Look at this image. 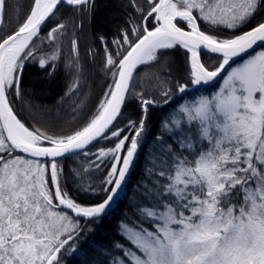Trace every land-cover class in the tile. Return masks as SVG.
<instances>
[{
	"label": "snow or ice",
	"instance_id": "obj_1",
	"mask_svg": "<svg viewBox=\"0 0 264 264\" xmlns=\"http://www.w3.org/2000/svg\"><path fill=\"white\" fill-rule=\"evenodd\" d=\"M145 4L142 8L133 0L139 22L129 21L131 30L124 29L112 41L114 47L100 38L111 83L85 125L57 137L26 127L12 97L22 96L23 70L37 61L41 34L47 31L49 42L64 34L61 10L91 11L95 0H30L23 20L10 32L3 29L9 0H0V264H64L66 255L82 251L77 247L81 234L94 230L124 188L149 108L169 104L173 95L172 87L161 91L163 101L135 93L139 122L125 121L134 71L177 48L187 54V79L170 77L176 91L187 95L191 86L211 85L217 78L222 84L211 97L201 95L181 106L180 119L164 122L167 140L158 136L153 142L155 155L150 153L138 186L148 203L136 206L140 219L135 225L122 221L119 226L133 247L114 242V251L104 250L102 264H264V50H254L264 49V0ZM248 25L251 29L240 33ZM225 30L231 35L220 34ZM249 50L254 51L234 60ZM72 53L76 60L66 67L78 74L75 39ZM210 53L218 54L215 67L202 62ZM59 58L53 47L38 66L51 77ZM78 86L74 80L66 95ZM183 117L188 121L184 126ZM81 157L84 164L68 171L73 189L94 198L91 204L70 193L58 159ZM105 167L106 173L97 177Z\"/></svg>",
	"mask_w": 264,
	"mask_h": 264
},
{
	"label": "trees",
	"instance_id": "obj_2",
	"mask_svg": "<svg viewBox=\"0 0 264 264\" xmlns=\"http://www.w3.org/2000/svg\"><path fill=\"white\" fill-rule=\"evenodd\" d=\"M29 3L30 0H9L10 10L3 26L5 31H12L18 25V21L23 20L24 14L28 11ZM13 8L16 10L13 11ZM60 15L66 25V28L62 30L64 34L58 36L55 42H49L47 32L41 34L43 42H36L37 61L29 63L23 71L22 96L20 98L12 97L17 117L25 123L26 127L30 130L39 129L41 132L57 137L71 135L82 128L96 109L107 85L111 83V74L106 72L104 67V45L100 38L103 37L104 41L114 47L112 41L120 39L124 29H131L129 21L139 22V13L136 11V7L133 6L132 0H95V7L91 11L74 13L73 10L64 7ZM75 20L81 25L79 29H73L69 25L70 23L74 24ZM250 27L252 26L250 25ZM250 27L245 30L250 29ZM245 30H240V33ZM222 35H231V32L226 31ZM73 39L78 42L80 65L78 74L75 73L74 68L66 67L67 64H71L76 60V56L72 53ZM53 47L58 49L60 58L56 62L57 67L54 74L49 77L46 70L39 68L38 60L41 56L50 53ZM167 52L173 54L161 56L168 57L172 61L175 59L174 65L175 69H178L180 79H187L184 75L187 55L185 50L177 48L171 51L167 50ZM202 61L211 67H215L219 63L217 58L206 55L202 56ZM153 63L148 66L140 65L134 77L133 98L126 103L124 108L125 121L131 119L137 123L139 122L141 109L139 102L135 99V93L143 92L146 97H149L150 89L145 83L146 76L150 71L161 67L158 63ZM77 79L80 81V85L76 91L66 95L69 85ZM170 81H173V79H170ZM221 82L218 85L203 88L199 91L211 92ZM190 96L191 94L181 96V93L176 90L174 93L173 89L169 104L149 108L140 153H138L139 156L129 174L119 201L108 216L104 217L99 224L92 226L93 231L81 234L77 247L82 251L66 255L64 264H102L106 256L104 250L114 251L111 249L114 242H119L129 248L133 247L129 241L120 235L119 226L122 221L129 225H135L137 220L140 219L136 206L141 202L147 204L148 201L140 195L141 188L138 186L145 179V170L152 160L150 153H153V142L156 141L158 136H164L167 140V134L160 132L165 119L179 102ZM181 97L183 98L181 99ZM153 98L158 101L165 99L162 95ZM121 123H124V121H121ZM168 142L171 143L172 141ZM108 143L102 142V144ZM173 147L175 149V145ZM176 152L182 154L183 150L176 149ZM152 155H155V153ZM81 159L82 157L75 160L67 159L62 162L65 175L68 177L67 187L78 202L91 204L96 202L94 198L78 193L73 189V181L68 171L71 166H78ZM156 167H161V165L156 164ZM153 174L151 171L148 173L149 176ZM103 175L101 173L97 177Z\"/></svg>",
	"mask_w": 264,
	"mask_h": 264
},
{
	"label": "rangeland",
	"instance_id": "obj_3",
	"mask_svg": "<svg viewBox=\"0 0 264 264\" xmlns=\"http://www.w3.org/2000/svg\"><path fill=\"white\" fill-rule=\"evenodd\" d=\"M133 1V0H132ZM135 2V5L136 6H139V7H146V4H145V0H134ZM73 29H79L81 25H79V23L75 20V23H70L69 24ZM77 26V27H75ZM131 30V29H130ZM129 30V31H130ZM226 31H229V30H225L223 31L222 33H220L221 35L223 33H225ZM230 32V31H229ZM264 50V49H263ZM167 51V50H166ZM171 51V50H169ZM175 60V59H174ZM174 60L172 61V59L168 58V57H163V56H160V59L157 61V62H154V63H158L159 65H161V67L157 68V69H154L153 71H150L147 76H146V79H145V83L146 85L148 86V88L150 89L149 91V97L150 98H153V97H157L160 95L161 91L167 89L168 87H172V89H174V93H175V79H173V81H170V79H172L173 77L176 78L177 76L179 77L180 74L178 73V69H175V65H174ZM176 61V60H175ZM153 63V62H152ZM151 63V64H152ZM153 63V64H154ZM148 66V65H147ZM236 66V65H235ZM174 72H175V75H174ZM146 74V73H145ZM177 75V76H176ZM172 77V78H170ZM177 77V78H178ZM181 78V76L179 77V79ZM184 79V78H182ZM181 79V80H182ZM222 84V83H221ZM78 85H80V81H78ZM220 86V85H219ZM219 86L211 91V92H200V93H196L190 97H188L187 99L179 102L177 104V106H175L174 110L168 115L167 119L166 120H171L172 118H177V119H180L183 114H181L179 112V109L181 106H187V105H191L193 104L201 95H204V96H209L211 97V95L213 94V92L215 91H218L219 89ZM164 121V122H165ZM188 123L187 121V118L186 117H183L182 118V126L186 125ZM194 124H198V122H193ZM164 125V123H163ZM161 127V131L162 133L164 134H167V131L165 130V128ZM169 127L172 129L173 133H175L177 131L176 129V126L173 125V124H169ZM154 153V152H153ZM152 153V154H153ZM63 164V163H62ZM84 164V158H82L80 161H79V164L78 166H82ZM107 171V167H105L102 171L100 172H97L95 173V175L97 176L98 174H105Z\"/></svg>",
	"mask_w": 264,
	"mask_h": 264
},
{
	"label": "water",
	"instance_id": "obj_4",
	"mask_svg": "<svg viewBox=\"0 0 264 264\" xmlns=\"http://www.w3.org/2000/svg\"><path fill=\"white\" fill-rule=\"evenodd\" d=\"M67 8H69V7H67ZM3 24H4V23H3ZM254 50L257 51V50H259V49L256 48V47L254 46ZM254 50H249V52L242 54V57L234 58V60H235V61H240V60H242V58L247 57L248 54L253 53ZM208 56H212V57L217 58V57H218V54H211V53H210V54H208ZM230 63H232V62L230 61ZM234 65H235V64L232 63V66H234ZM139 67H140V66H138L137 69L134 71V77H135V75H136V73H137ZM221 75L223 76L224 73H221ZM220 81H221V80H220L219 78H217V82H215V83H213V84H211V85H205V86H203V87L194 86L193 88H191L190 90H188V93H189V92H194V91H196L197 89H200V88H209V87H213V86L217 85ZM183 95H185V94H181V96H183ZM139 151H140V148H139V150H138V152H137V154H136V157H135V159H134V162H133V165H132V167H131L130 173H131V171H132V169H133V167H134V165H135V162L137 161ZM41 159H43V158H41ZM58 159L65 160V159H63V158H58ZM130 173H129V174H130ZM129 174H128V176H127L126 183H125L124 187H125L126 184H127V180H128V178H129ZM123 189H124V188H123ZM122 191H123V190H122ZM122 191H120L118 197L115 198V202L111 205L110 209H108L107 214H106L105 216H107V215L113 210V208L115 207V205L117 204V202H118V200H119V198H120V195H121Z\"/></svg>",
	"mask_w": 264,
	"mask_h": 264
},
{
	"label": "flooded vegetation",
	"instance_id": "obj_5",
	"mask_svg": "<svg viewBox=\"0 0 264 264\" xmlns=\"http://www.w3.org/2000/svg\"><path fill=\"white\" fill-rule=\"evenodd\" d=\"M74 13H76V12H80V11H73ZM180 26H182V27H185L186 28V25H184L183 23H181V25ZM252 26V25H251ZM81 27V26H80ZM201 27H202V29L204 28V25H203V23H201ZM248 28L250 27V25H248L247 26ZM246 27V28H247ZM246 28H244V30L246 29ZM250 29H251V27H250ZM250 29H248V30H250ZM242 31V30H241ZM246 31V30H245ZM45 32H47V31H45ZM55 42V41H54Z\"/></svg>",
	"mask_w": 264,
	"mask_h": 264
}]
</instances>
